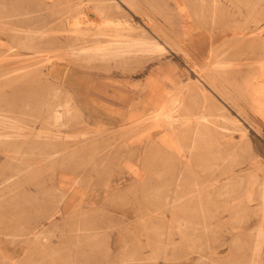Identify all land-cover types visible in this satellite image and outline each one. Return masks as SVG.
<instances>
[{
  "label": "rangeland",
  "instance_id": "374dc122",
  "mask_svg": "<svg viewBox=\"0 0 264 264\" xmlns=\"http://www.w3.org/2000/svg\"><path fill=\"white\" fill-rule=\"evenodd\" d=\"M79 1L0 0L1 259L264 264V0L123 1L106 16ZM116 45L126 54L108 56ZM6 76L30 92L12 97ZM61 207L54 250L24 246Z\"/></svg>",
  "mask_w": 264,
  "mask_h": 264
},
{
  "label": "bare ground",
  "instance_id": "6f19581e",
  "mask_svg": "<svg viewBox=\"0 0 264 264\" xmlns=\"http://www.w3.org/2000/svg\"><path fill=\"white\" fill-rule=\"evenodd\" d=\"M11 1H13V2H11ZM15 1L16 0H10V2H11V7H15ZM82 0H80L79 1V5H82V2H81ZM92 1V2H91ZM91 1H86V3H90V4H92L93 5V9H95V10H97L101 15H103V16H106V14L108 13V12H110L108 15H110V14H113V13H111V9H117V10H120L121 8V6H120V4L119 3H121V4H123V1H126V2H131L132 3V1L133 0H91ZM83 2H85V0H83ZM119 2V3H118ZM88 3V4H89ZM79 7H81V6H79ZM110 10V11H109ZM78 16H80V15H78ZM29 16H21L20 17V15L18 16L17 15V17H14V19H13V21L12 22H9L10 24H11V27H9L8 29H9V31H7V33H11V35H12V33L15 31L13 28H17L18 29V32L20 31V28L19 27H17V26H14L16 23V21L17 20H19L20 18H23V19H21L22 21H25L26 19L25 18H28ZM82 17V16H81ZM91 18V17H90ZM77 19V18H76ZM12 20V19H11ZM20 20V21H21ZM28 20V19H27ZM26 20V21H27ZM108 20V19H107ZM15 21V22H14ZM79 21V20H78ZM80 22V21H79ZM78 22V23H79ZM77 23V22H76ZM77 23V24H78ZM108 23V22H107ZM106 24V23H105ZM76 25V24H75ZM74 25V27L75 28H77L76 26ZM79 25V24H78ZM110 25V24H109ZM72 26V25H71ZM95 26V25H94ZM115 26V25H114ZM103 27V26H102ZM117 27V26H116ZM98 28V27H97ZM96 28V29H97ZM99 28H101V27H99ZM98 28V29H99ZM78 29H79V27H78ZM95 29V30H96ZM23 32V31H22ZM21 32H19V34H20ZM21 34H23V33H21ZM2 35V34H1ZM2 37H3V35H2ZM5 37V36H4ZM12 37H13V35H12ZM7 38V37H6ZM253 39V38H252ZM264 40V39H263ZM1 42V41H0ZM22 43V42H21ZM6 44V43H5ZM237 44H239V43H237ZM139 46H143V44H141V45H139ZM231 46V45H230ZM123 47L124 46H113V47H111V48H108V49H106L107 51H106V53H107V55L108 56H117V55H124V54H126L125 52H126V50H124L123 49ZM122 48V51H119L120 49ZM125 48V47H124ZM8 49V48H7ZM110 49V50H109ZM230 51V50H229ZM228 51V52H229ZM187 53V52H186ZM226 53V52H225ZM193 56H195V54L194 53H191V52H189L188 53V67H191L190 66V63H191V60L192 61H194L195 60V57H193ZM195 66V65H194ZM196 67V66H195ZM192 68V67H191ZM260 68V67H259ZM257 69V70H260V69ZM262 68H263V66H262ZM255 70V69H254ZM263 71V70H262ZM187 72V71H186ZM210 72L212 73V74H220V73H222L223 71H221V70H219V69H217L216 67H211V70H210ZM256 72V71H255ZM255 72H254V74H255ZM259 73V72H258ZM187 74H188V76L190 75L189 74V72H187ZM253 74V75H254ZM197 78H196V80H191V82H189V83H191L192 84V86H190L189 88H187V91H186V98L188 99V101H187V104L188 105H190V103L192 102H190V97H195V96H193L194 94V91H196L199 87H200V85L201 84H207L208 82L203 78V76L200 74V72H198L197 73ZM253 78V77H252ZM64 79L69 83H76L77 81L75 80V81H73V80H71V78L69 77V75L67 74V73H65V76H64ZM193 79V78H192ZM4 80L5 81H7V82H10L11 83V85H10V87L12 88V90H13V93H12V97H16V96H20L19 95V92H17V91H19V90H21V91H24V90H26V91H28V92H30L29 90H30V88H32V87H30V80L29 79H20L19 80V83H17V82H14L13 81V79L12 78H10L9 76H6V77H4ZM33 81V80H32ZM248 81V80H247ZM253 81V80H252ZM261 84H262V82H261ZM259 85V84H258ZM255 86H256V83H255ZM259 87V86H258ZM257 87V88H258ZM209 88V87H208ZM211 89L213 90V87H211ZM260 89V88H259ZM201 90V89H200ZM199 90V91H200ZM210 90V89H209ZM202 91V90H201ZM200 91V92H201ZM260 91V90H259ZM263 91V90H262ZM206 92H208V91H206ZM261 92V91H260ZM28 94V93H27ZM202 94H204L203 92L201 93V95ZM214 94V93H213ZM30 96V95H29ZM32 96V95H31ZM203 96V95H202ZM201 96V97H202ZM207 96H209V95H207ZM207 96H205V97H207ZM261 96V95H260ZM208 98V97H207ZM215 98V97H214ZM205 99V98H204ZM203 99V100H204ZM210 99V98H209ZM201 100V99H200ZM211 101V100H210ZM246 101H248V100H246ZM190 102V103H189ZM212 102V101H211ZM216 102V101H215ZM215 102H214V104H215ZM203 103H209V106H211L210 105V102H203ZM250 103V102H249ZM12 105H14V104H16V102L15 101H13L12 103H11ZM220 105V104H219ZM213 106V105H212ZM211 106V108H213ZM217 106V105H216ZM222 106V105H221ZM220 106V107H221ZM220 107H219V109H220ZM206 109V105H205V108H204V110ZM214 109V108H213ZM216 109H218L217 107H216ZM240 109V108H239ZM208 110H209V108H208ZM214 111H216V110H214ZM240 112H241V110H240ZM244 112V111H243ZM223 113V112H222ZM229 113V112H228ZM230 114V113H229ZM6 122H8V123H6L7 125H5V127H8V128H13V129H16V130H22L23 129V127L22 126H18V125H14V124H12V123H10V120L7 118V119H4ZM9 120V121H8ZM230 120V119H229ZM251 120V119H250ZM231 125H232V122H231ZM242 125H240V130H241V127ZM221 127H223V126H220L219 128H218V130L220 129V132H221ZM226 127V126H225ZM224 127V128H225ZM230 127H232V126H229V130H230ZM236 127V126H235ZM223 128V129H224ZM237 128H239V126L237 127ZM244 128V127H243ZM217 129V128H216ZM215 129V130H216ZM232 130H234V129H232ZM239 129H237L236 131H238ZM230 132H232V131H230ZM240 133H242L243 134V132H241V131H239ZM233 133H235V130L233 131ZM232 133V134H233ZM246 133V135H245V138H249V135L247 134V131L245 132ZM244 133V134H245ZM3 136V135H2ZM34 136H36V137H39V138H41L42 137V135H40V134H36V135H34ZM251 143H253L254 144V142H253V140H252V138H250V139H248ZM12 141H14L15 142V140H12ZM23 142V141H22ZM22 142H20V143H22ZM235 145L236 144V142H234V140L233 139H230L229 141H228V146H227V149H231L232 148V145ZM189 149H190V147H189ZM188 177V179L190 180V175H188L187 176ZM191 178H192V175H191ZM60 192L62 193V194H77L75 191H71V190H69V191H66V189H62V190H60ZM68 199V202L70 203V204H72V202H75V200L77 199V195H74V196H72L71 198H67ZM1 200H3V201H13L14 200V198H4V199H1ZM1 207V206H0ZM7 209H6V207H4V206H2L1 208H0V214L2 213V212H5ZM68 210H65V212H67ZM58 213V215H60V217H62V219H65L67 216V214H65L64 213V210H62V207L61 208H59L58 210H56L55 212H51V214H49V216L46 218L47 220H46V222H43V225H42V227H43V229H42V231H44L43 232V234L40 232V230H38L37 232H35V234H33V235H31V237L28 239V240H26V242H24L23 241V245L25 246H27V244L29 243V242H32V243H34V244H41V245H43V247H44V249H47V247L50 249V250H54L53 249V246H51V245H48L49 244V236H48V234H45V232L46 231H48V229H47V227H46V225L48 224L49 226L50 225H53V226H56V225H58L57 223H59V221L57 220V215L55 214V213ZM70 214V213H69ZM126 217H127V215H125ZM61 221V220H60ZM47 229V230H46ZM81 230H82V228H81ZM0 232H3V231H0ZM85 232H78L77 233V235H75V239H76V244H78V240L80 239V238H82V235L84 234ZM95 238H98L97 236H95V235H90V236H87L85 239H87L88 241H92V242H94V240H95ZM118 240V239H117ZM54 242V241H53ZM25 243V244H24ZM115 243V242H114ZM23 245L21 244V246L23 247ZM109 249V248H108ZM110 253V251L109 252H107V251H104V255H108ZM89 256H90V258L91 257H95L97 254H99L98 253V251H96V253L95 252H93L92 251V253H91V251L89 252ZM132 254H137V251L135 250V251H133L132 252ZM13 261H14V259L13 260H8V259H1V257H0V264H13Z\"/></svg>",
  "mask_w": 264,
  "mask_h": 264
},
{
  "label": "crops",
  "instance_id": "0c3cea01",
  "mask_svg": "<svg viewBox=\"0 0 264 264\" xmlns=\"http://www.w3.org/2000/svg\"><path fill=\"white\" fill-rule=\"evenodd\" d=\"M156 98H157V97H156ZM156 98H155V99H156ZM152 103H153V102H152V100H151L149 104H148V103H147V104H144L143 107H142L139 111H137V112H133L132 115L140 114V112L143 110L144 107H146V106H151ZM154 103H155V101H154Z\"/></svg>",
  "mask_w": 264,
  "mask_h": 264
}]
</instances>
